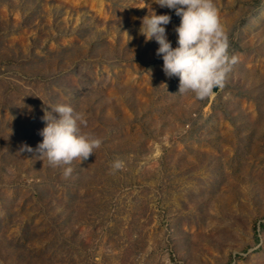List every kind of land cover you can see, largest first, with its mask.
<instances>
[{
	"label": "rangeland",
	"instance_id": "1",
	"mask_svg": "<svg viewBox=\"0 0 264 264\" xmlns=\"http://www.w3.org/2000/svg\"><path fill=\"white\" fill-rule=\"evenodd\" d=\"M213 2L236 63L196 99L139 32L174 10L0 0V264H264V0ZM62 103L102 144L51 167L20 149Z\"/></svg>",
	"mask_w": 264,
	"mask_h": 264
},
{
	"label": "clouds",
	"instance_id": "2",
	"mask_svg": "<svg viewBox=\"0 0 264 264\" xmlns=\"http://www.w3.org/2000/svg\"><path fill=\"white\" fill-rule=\"evenodd\" d=\"M154 2L161 8L174 10L180 17V24L174 29L177 46L174 48L167 36L165 26L171 21L169 14L158 15L152 10L151 15L142 19L139 32L145 42L155 40L159 45L156 55L163 60L165 76L179 78L178 93L205 99L214 94V89L223 88L236 58L229 55L227 30L213 0ZM127 36L129 42L132 37ZM48 106L51 111L44 110L45 127L39 132L42 142L35 149L24 144L20 152L37 154L43 165L47 161L51 167L71 165L74 160L86 161L102 144L101 139L82 130L87 126L86 113L70 104ZM122 167V161L112 163L113 169ZM72 171L71 167L65 168L64 176L69 177Z\"/></svg>",
	"mask_w": 264,
	"mask_h": 264
}]
</instances>
